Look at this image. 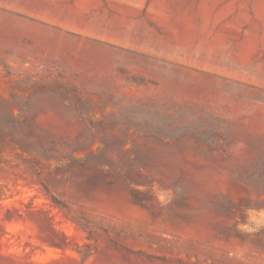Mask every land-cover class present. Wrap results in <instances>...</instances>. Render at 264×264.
Listing matches in <instances>:
<instances>
[{
	"label": "rangeland",
	"instance_id": "1",
	"mask_svg": "<svg viewBox=\"0 0 264 264\" xmlns=\"http://www.w3.org/2000/svg\"><path fill=\"white\" fill-rule=\"evenodd\" d=\"M263 1L0 0V264H264Z\"/></svg>",
	"mask_w": 264,
	"mask_h": 264
},
{
	"label": "bare ground",
	"instance_id": "2",
	"mask_svg": "<svg viewBox=\"0 0 264 264\" xmlns=\"http://www.w3.org/2000/svg\"><path fill=\"white\" fill-rule=\"evenodd\" d=\"M219 0H205L197 10V16L201 19L202 24L200 26L193 25L186 20V9L182 3V0H178V13L173 17L166 25L165 32L170 40L174 43H179L183 47H187L188 44L199 37L201 34L205 33L210 22L212 20L213 8L218 4ZM193 7V4H190ZM261 12L264 15V1L261 4ZM37 37L41 39H51L60 42L61 46L73 51H84L88 53L93 49L94 44L87 41L86 39H77L70 37L65 34H57L51 36L47 29L35 28ZM90 31V30H89ZM90 32H93L92 30ZM184 75L188 78L194 79L197 83L205 82L207 88L211 89L215 84V76L210 74H195L191 70L185 69L183 71ZM253 127L261 128L262 122L257 118H252L248 121ZM190 146V143H187Z\"/></svg>",
	"mask_w": 264,
	"mask_h": 264
},
{
	"label": "water",
	"instance_id": "3",
	"mask_svg": "<svg viewBox=\"0 0 264 264\" xmlns=\"http://www.w3.org/2000/svg\"><path fill=\"white\" fill-rule=\"evenodd\" d=\"M0 12L3 13L8 18L6 20V22L9 25L15 24V18L18 17V16H21L20 14H17V13H14V12H10V11L4 10V9H0ZM32 23H34V24H40V25L47 26V27L49 26L54 31H62V29L59 28V27L52 26V25H46L44 22H41V21L36 20V19H30L28 25L29 24H32ZM98 43L102 44L99 41H98Z\"/></svg>",
	"mask_w": 264,
	"mask_h": 264
}]
</instances>
